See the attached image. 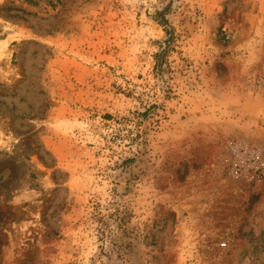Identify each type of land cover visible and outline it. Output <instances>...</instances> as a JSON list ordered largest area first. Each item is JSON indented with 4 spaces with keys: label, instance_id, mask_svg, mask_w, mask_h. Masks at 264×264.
Segmentation results:
<instances>
[{
    "label": "rangeland",
    "instance_id": "obj_1",
    "mask_svg": "<svg viewBox=\"0 0 264 264\" xmlns=\"http://www.w3.org/2000/svg\"><path fill=\"white\" fill-rule=\"evenodd\" d=\"M245 152L264 0H0V264H264Z\"/></svg>",
    "mask_w": 264,
    "mask_h": 264
},
{
    "label": "built area",
    "instance_id": "obj_2",
    "mask_svg": "<svg viewBox=\"0 0 264 264\" xmlns=\"http://www.w3.org/2000/svg\"><path fill=\"white\" fill-rule=\"evenodd\" d=\"M248 155V156H247ZM236 157L239 158L240 163L237 162L234 170L235 172H240L243 170V166L248 162V168L253 169L258 172L260 169L264 168V156L259 152H245V155L237 154Z\"/></svg>",
    "mask_w": 264,
    "mask_h": 264
},
{
    "label": "trees",
    "instance_id": "obj_3",
    "mask_svg": "<svg viewBox=\"0 0 264 264\" xmlns=\"http://www.w3.org/2000/svg\"><path fill=\"white\" fill-rule=\"evenodd\" d=\"M167 47H168V46H167ZM167 51H168V50L165 49V50L161 53V55H162L161 58H160L161 55H159V56L156 57V58H157V65H158V67L163 63V58H164V56L166 55ZM158 63H159V64H158Z\"/></svg>",
    "mask_w": 264,
    "mask_h": 264
}]
</instances>
